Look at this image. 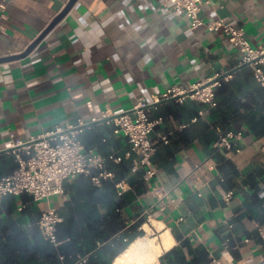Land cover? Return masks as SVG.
<instances>
[{
  "label": "crops",
  "instance_id": "0c3cea01",
  "mask_svg": "<svg viewBox=\"0 0 264 264\" xmlns=\"http://www.w3.org/2000/svg\"><path fill=\"white\" fill-rule=\"evenodd\" d=\"M71 1L0 0V60L14 58L0 62V180L16 172L17 154L33 138L96 120L83 142L117 160L107 162L113 179L92 184L104 200L87 209L100 214L99 225L110 236L112 225L121 234L142 222L135 242L146 238L162 245L164 234L172 239L157 264L174 250L182 264H209L212 256L227 264H264V135L249 131L264 116V87L250 67L238 69L239 49L222 32L192 30L160 0H75L54 25ZM201 16L242 26L253 47L264 44V0H205ZM210 83L216 107L184 98L150 108L151 119H163L151 134L156 181L134 170L137 156L127 157L129 141L99 121L131 111L139 100L153 102L173 86ZM218 130L242 132L240 151L220 148ZM123 164L129 168L117 181L125 189L120 194L117 184L112 190L109 185ZM87 177L67 181L65 195L49 200L6 196L0 203V263H72L65 254L77 253L66 250L74 240L68 236L56 246L38 223L48 208L57 209L63 218L58 235L71 209L75 213L86 203L74 198L73 185ZM146 223L153 237H146ZM87 227L78 222L79 233ZM76 243L86 246L81 234Z\"/></svg>",
  "mask_w": 264,
  "mask_h": 264
},
{
  "label": "built area",
  "instance_id": "2783aa9c",
  "mask_svg": "<svg viewBox=\"0 0 264 264\" xmlns=\"http://www.w3.org/2000/svg\"><path fill=\"white\" fill-rule=\"evenodd\" d=\"M205 0H160L161 6L167 11L185 18L192 30L206 27L210 32H222L228 41L242 54L240 66H248L253 70L256 81L264 87V44L255 48L251 45L245 28L234 26L224 19L206 21L201 16L202 4ZM213 83L192 86L184 89L179 86L169 88L153 102L139 100L131 111L118 114L112 118H103V122L114 126V135L124 136L131 145L127 157L133 159L134 170H143L148 181L158 179V171L153 163L157 150L151 139L156 127L163 119H151V107L173 99H198L216 107ZM99 120V121H102ZM80 120L78 125L68 128L56 127L53 131L42 134L25 144L24 151L17 154L19 167L9 177L0 180V203L9 195H31L35 201L49 200L65 195V183L78 176L92 178L97 186L102 180L113 179L115 175L107 170L108 160H117L114 155H102L98 147L87 146L81 136L86 128L93 123ZM218 146L228 150L230 154L240 151L243 140L242 132H224L218 130ZM106 141V140H104ZM122 194L125 189L123 182L117 184ZM154 193L159 194L158 187ZM63 221L58 210L50 207L41 216L39 227L44 238L54 245H59L58 226ZM261 235L264 231L261 230ZM89 256L79 257L74 264H87ZM1 264V263H0ZM209 264H227L223 259L212 256Z\"/></svg>",
  "mask_w": 264,
  "mask_h": 264
},
{
  "label": "trees",
  "instance_id": "16d2710c",
  "mask_svg": "<svg viewBox=\"0 0 264 264\" xmlns=\"http://www.w3.org/2000/svg\"><path fill=\"white\" fill-rule=\"evenodd\" d=\"M260 96L263 97L264 94H260ZM261 125L264 126L263 115L262 117H260L258 122L252 123V127L256 130L249 131L256 137L264 135V130H258L260 129L259 126ZM222 131L229 132L228 130ZM128 168L129 166L127 164H123L120 170L115 169L116 177H118V179L116 178L113 184L109 185L111 190L115 189L117 181L120 179L119 176L127 171ZM92 184V178L87 177L84 179H80L73 185V189L77 193L74 198L77 199L79 196L81 200L85 201L86 203L84 205H80L76 209L75 213L73 212V209H71L72 213L66 216L64 223H62L59 227L58 241L59 239L66 238L68 236L74 240V243H71L70 246L66 245V250L68 249V247H73V249H75L77 252L73 255L65 254L66 258L71 257L72 263L70 264H74L79 259V257L85 256H89L87 264H113L114 259L120 253H122L137 237L142 235V232L137 231L138 227L142 225V222H139L138 224L133 226L131 231L123 232L121 234H119L121 230L115 229V225H112V230H109L112 233L111 236L108 231L100 227V214L97 212L88 211L87 209L93 202L100 203L99 201L101 200V198L99 200V196H102V194H99L98 190L93 188ZM103 200L104 199H102L101 201ZM115 217L116 216H113L112 219L113 224H115V220L117 219H115ZM78 222H84L88 226L83 233H79L78 231ZM78 234H81L86 241L85 248L77 247L76 237ZM99 244H102L103 247H99ZM175 252L176 251L174 250L162 257V264H182V258L179 254H175ZM173 254L175 255L174 259H170L168 261L167 259H169Z\"/></svg>",
  "mask_w": 264,
  "mask_h": 264
},
{
  "label": "bare ground",
  "instance_id": "6f19581e",
  "mask_svg": "<svg viewBox=\"0 0 264 264\" xmlns=\"http://www.w3.org/2000/svg\"><path fill=\"white\" fill-rule=\"evenodd\" d=\"M154 225L158 230L163 228V223L154 221ZM144 229L148 232L152 231L148 223L144 225ZM172 245L173 242L169 234L163 235L162 245L155 239L140 238L136 242L134 241L113 264H157L163 252L169 250Z\"/></svg>",
  "mask_w": 264,
  "mask_h": 264
},
{
  "label": "water",
  "instance_id": "95a60500",
  "mask_svg": "<svg viewBox=\"0 0 264 264\" xmlns=\"http://www.w3.org/2000/svg\"><path fill=\"white\" fill-rule=\"evenodd\" d=\"M74 2H75V0H72L70 2V4L68 5V7L65 9V11L55 20L54 25L57 24L61 19H63V17L70 11V9L72 8ZM42 37L36 43H34V45H32V47L30 48V50L33 49L39 43V41H41ZM8 59H14V58L1 59L0 62L7 61ZM243 67H245V66H240L238 69L243 68ZM172 101H174V100L171 99V100H168L167 102H172ZM162 103H165V102H162ZM103 121L104 120H102L101 122H103Z\"/></svg>",
  "mask_w": 264,
  "mask_h": 264
},
{
  "label": "rangeland",
  "instance_id": "374dc122",
  "mask_svg": "<svg viewBox=\"0 0 264 264\" xmlns=\"http://www.w3.org/2000/svg\"><path fill=\"white\" fill-rule=\"evenodd\" d=\"M147 237H149V238H150V237H153V236H152V231H150V232L148 233V236H147Z\"/></svg>",
  "mask_w": 264,
  "mask_h": 264
}]
</instances>
